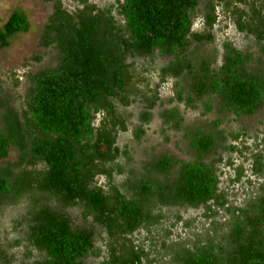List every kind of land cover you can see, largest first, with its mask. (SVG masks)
I'll return each instance as SVG.
<instances>
[{"label":"trees","instance_id":"trees-1","mask_svg":"<svg viewBox=\"0 0 264 264\" xmlns=\"http://www.w3.org/2000/svg\"><path fill=\"white\" fill-rule=\"evenodd\" d=\"M49 1L41 44L55 47L56 66L28 78L31 94L18 113L5 110L0 129V160L9 147L19 152L0 169V205H26L16 224L28 262L19 264H86L90 255L97 264H264V133L250 139L221 126L264 106V66L247 69L252 57L227 41L216 63L210 48L214 28L226 23L263 53L264 0H116L120 24L89 0ZM27 30L23 14L12 11L0 49ZM161 58L166 63L157 65ZM168 81L176 102L218 118L201 130L183 127L174 109L162 112L165 130L182 132L190 158L159 154L136 168L118 138L137 141L144 131H129L124 112L137 104L147 122ZM7 83L19 81L12 75ZM219 147L231 155L225 162L211 159ZM234 187L245 189L238 205L227 199ZM186 209L202 212L193 231L179 212ZM6 248L0 264H14Z\"/></svg>","mask_w":264,"mask_h":264},{"label":"rangeland","instance_id":"rangeland-1","mask_svg":"<svg viewBox=\"0 0 264 264\" xmlns=\"http://www.w3.org/2000/svg\"><path fill=\"white\" fill-rule=\"evenodd\" d=\"M91 4L99 10H111L117 23H121L120 17L116 16V0H89ZM53 2L49 0H0V27L6 21L10 13L17 10L23 14L27 23L28 30L25 33L17 34L12 37L6 48L0 49V129L2 128V117L6 109L18 113L20 107L29 97L32 90V83L28 79L42 71L52 69L56 66L57 50L55 47H43L41 44V35L47 19L53 11ZM63 9L74 11L75 5L70 2L62 3ZM214 28V44L210 46L216 52V63L220 62L221 43L229 42L231 46L243 54L252 57V62L246 66L251 71H257L256 62L264 66V52L262 53L249 37L238 33L233 26L224 24ZM193 30L198 28V20L193 21ZM165 59H157V65H164ZM14 76L19 83L16 88H12L7 81ZM174 85L168 81L159 87L160 101L150 111V118L147 122H141L140 115L145 111L137 104L128 107L125 112V118L129 131L135 127H140L144 131L141 139L135 141L129 134L118 138V143L125 146L130 154V164L139 168L141 163H148L151 158L159 154H169L178 159L187 160L190 158L187 150V141L183 138L181 131L166 129L161 121L160 114L167 110L174 109L182 117L183 127L207 130L213 120L218 118L215 110L209 115H202L199 110H192L183 107L182 103L174 100ZM97 121H94L95 125ZM221 126L224 129L245 130L248 138H258L264 133V106L254 115L247 118H240L233 121L230 117L221 120ZM164 131V132H163ZM250 141L248 144H251ZM231 155L224 148L219 147L211 154V159L216 157L226 161ZM19 152L14 147H9L7 155L0 160V169L6 166H12L17 162ZM233 159V158H232ZM234 160V159H233ZM221 170L224 165H219ZM102 180L100 179V182ZM222 185V184H221ZM219 184V187H222ZM245 189L233 188L228 190V201L233 205H238L244 197ZM52 205V204H51ZM56 207V206H52ZM57 209V208H56ZM26 205L20 204L15 207L0 205V246L6 248V251L13 255L16 262L27 263L28 259L24 256L21 241H23V224L18 227L16 221L25 213ZM75 225H85L78 219L77 212L74 209H63ZM180 214L186 220H191L190 231H193L202 217L200 209L179 210ZM177 228V232H179ZM97 234V231H95ZM143 236V234H141ZM95 236L94 245L99 247L100 241ZM16 241H19L17 244ZM8 245V246H7ZM100 258L88 256L85 259L86 264H97Z\"/></svg>","mask_w":264,"mask_h":264}]
</instances>
